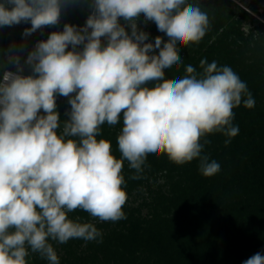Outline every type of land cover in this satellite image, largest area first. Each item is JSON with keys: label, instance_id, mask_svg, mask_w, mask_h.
Wrapping results in <instances>:
<instances>
[{"label": "clouds", "instance_id": "clouds-1", "mask_svg": "<svg viewBox=\"0 0 264 264\" xmlns=\"http://www.w3.org/2000/svg\"><path fill=\"white\" fill-rule=\"evenodd\" d=\"M70 2L77 0H0V27L30 21L27 37L59 24ZM89 7L83 27L65 24L36 43L25 61L32 75L20 74L14 53L8 59L16 72L0 62V264H29L30 252L60 264L50 240L102 237L94 223L69 218L76 210L100 222L125 219L124 161L135 170L134 180L148 156L160 154L177 165L199 159L203 176L217 174L219 163L202 155L211 143L206 137L220 133L229 144L239 133L234 109L255 106L247 84L216 61L201 59V72L189 64L183 77L165 78V70L182 64L178 49L206 34L209 17L199 4L90 0ZM141 15L168 40L146 42L148 33L138 30ZM57 95L69 97L71 105L62 128ZM121 118L117 159L111 142L97 137L102 125L115 126ZM244 264H264V255Z\"/></svg>", "mask_w": 264, "mask_h": 264}, {"label": "trees", "instance_id": "trees-1", "mask_svg": "<svg viewBox=\"0 0 264 264\" xmlns=\"http://www.w3.org/2000/svg\"><path fill=\"white\" fill-rule=\"evenodd\" d=\"M197 1L199 0L191 3L197 4ZM223 1L226 0L214 2L215 5H219L218 14H227L226 7L221 6ZM89 4L90 0H77L73 4L74 18L70 22L71 25L77 28L85 25L90 13L87 11ZM209 6L208 3L207 7ZM204 8L205 6H202V11ZM140 22L138 28L141 26ZM121 23L130 35L131 28L123 20ZM143 26L142 31L148 33L146 42L154 43L156 36L165 34L158 31L154 22H146ZM22 27L13 28L14 30H6V26L0 27V62L5 60L12 66L13 62L8 59L9 54L14 53L20 60H26L28 54L34 50L32 44L19 45L25 29L30 28L31 23L23 29ZM19 29L21 32L17 34ZM166 38H163L165 42L168 40L167 36ZM221 40L218 44L224 45L225 42ZM31 41L34 43L36 38H32ZM102 42L106 46L107 40L102 38ZM215 44L214 41L206 45L205 51L213 49ZM203 46L205 43L200 40L198 44H190L182 49L185 62L182 61L181 65L165 70V74L175 72L176 75L178 72L180 74L178 76H181L189 64L197 69L195 61L198 55L200 57ZM82 48L83 45L77 46L78 51ZM71 50L69 46L67 51ZM158 51L156 49L154 54H158ZM7 63L3 64L6 70H10L7 69ZM13 68L15 69L12 70L16 72L17 67ZM2 71L0 70V79ZM71 95L74 96L75 93ZM68 101L69 97L60 95L56 97V111L60 115L61 127L63 121L70 119L71 105ZM233 124L236 125L234 120ZM106 132L107 130L104 133ZM262 136L263 134L253 137L244 144L239 140H231L233 145L228 147L229 149L222 134L207 136L206 139L211 143L204 146L202 155H207L210 161L218 162L220 171L211 177L203 176L199 171V159L183 165L170 164L169 170L174 173L172 176L175 178L172 179L174 186L169 196L157 197L158 211L162 210L161 213L156 211L148 218L136 215L132 209H123L126 218L119 229L113 230L102 239L106 247L115 246L119 250L124 248L134 252L137 254L135 264H244V261L256 253L264 255ZM220 141L221 146H218ZM111 145L113 153L115 145L112 143ZM138 252L143 254V257Z\"/></svg>", "mask_w": 264, "mask_h": 264}, {"label": "rangeland", "instance_id": "rangeland-1", "mask_svg": "<svg viewBox=\"0 0 264 264\" xmlns=\"http://www.w3.org/2000/svg\"><path fill=\"white\" fill-rule=\"evenodd\" d=\"M192 1L194 0H188L189 3ZM214 2L215 0H199L196 2L200 5L201 9L202 6H205L204 11L209 17L208 31L201 39L204 41L205 46L202 47L200 57L198 55L195 61L197 65L196 71L198 73L202 71L199 64L201 59H206L208 63L216 61L220 66L226 65L231 67L241 80L247 84L248 90L252 93L255 100V106L249 109L241 104L238 108L234 109L235 115L233 120L236 123L235 126L239 127V133L238 138L236 135L231 139L232 141L239 140V142L244 144L245 142L248 143L253 137H259L262 134L264 138V0L223 1L221 6L226 7L227 14H218L217 9L219 5H215ZM208 3L209 7H207ZM73 4L70 2L62 7L59 24L43 27L27 37L23 36L22 40L19 41V45L28 43V45L32 44L35 47L38 41L47 40L50 33L63 31L64 25L71 24L70 22L74 18ZM87 11H90V15V7H88ZM138 22L141 25L138 30L142 31L144 28L143 24L146 23L143 15H141ZM27 24H30V21L21 22L10 27L6 26V30L21 28ZM20 32L21 29H19L17 34H20ZM160 36L167 39L165 34ZM34 37L36 41L33 43L31 39ZM165 39L163 40L165 41ZM219 40L224 41V45L218 44ZM214 41L216 43L214 48L205 51L206 45ZM102 45H104L103 42ZM185 48L180 47L178 49L179 54L182 55L180 56L182 61H184L185 57L184 50H181ZM25 61V59L20 60V64L23 66V72L21 73H24L25 76L32 75L31 66L26 64ZM1 62L7 63L5 60ZM7 65V69L9 68L11 71L16 66L14 63H11L12 66L8 63ZM184 72L185 70L182 71L181 76H178V72H176V75L175 72L165 74V78H180L183 77ZM149 86L152 85L149 84ZM41 114H44L42 110ZM122 125V119L115 126L104 124L101 126V135L97 137V139L106 137L107 140L115 145L113 155L117 159L121 156L118 150L117 136L122 129ZM105 130H107L106 134L104 133ZM225 139L227 138L224 136V141ZM232 145L233 143L230 142L226 147L230 148ZM218 146H221V141L218 142ZM154 156V158L151 155L148 156L143 166V171L139 174L140 178L135 180L131 179L136 174L135 170L129 167L127 161H124L122 174L125 179L127 201L123 209H132L136 215L140 214L141 217L149 218L151 214L156 213L159 207L157 197L161 195L169 196L174 186V182L172 181L174 173L169 170L170 164L173 165L174 163L166 155L160 154ZM161 211L158 212L161 213ZM76 217H79L81 222L94 223L101 231L102 237L97 238L96 241L89 242L73 239L66 244H59L50 240L49 242L53 244L59 256L60 264H135L134 259L137 254L124 248L119 250L115 246H111V248L106 247L102 240L113 230L119 229L123 219L116 222H100L82 210L69 213V218L75 219ZM141 256L143 257V254ZM27 260L29 264H48V261L41 258L39 254L31 252Z\"/></svg>", "mask_w": 264, "mask_h": 264}, {"label": "built area", "instance_id": "built-area-1", "mask_svg": "<svg viewBox=\"0 0 264 264\" xmlns=\"http://www.w3.org/2000/svg\"><path fill=\"white\" fill-rule=\"evenodd\" d=\"M8 71H11V70H8ZM12 72H15V71H12Z\"/></svg>", "mask_w": 264, "mask_h": 264}]
</instances>
